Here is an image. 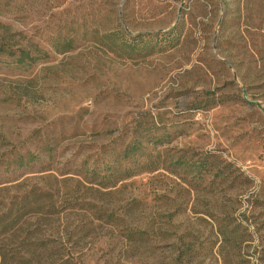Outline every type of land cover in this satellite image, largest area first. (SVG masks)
<instances>
[{"label":"rangeland","instance_id":"obj_1","mask_svg":"<svg viewBox=\"0 0 264 264\" xmlns=\"http://www.w3.org/2000/svg\"><path fill=\"white\" fill-rule=\"evenodd\" d=\"M0 41L49 55L0 64V264H264V0H0Z\"/></svg>","mask_w":264,"mask_h":264},{"label":"trees","instance_id":"obj_2","mask_svg":"<svg viewBox=\"0 0 264 264\" xmlns=\"http://www.w3.org/2000/svg\"><path fill=\"white\" fill-rule=\"evenodd\" d=\"M171 34V33H170ZM163 34L165 38H170L169 35ZM149 35L139 34L138 40L128 36L124 30L120 33H114L109 37V44L113 50L121 52L126 56L132 54H141L142 50L148 48L145 44V38ZM65 52V51H64ZM49 55L47 51L41 48L38 44L28 43L25 46L13 47L3 41H0V64H11L21 68H31L40 62L48 60ZM140 145H131L126 147L121 155V159L131 158L130 165H125L122 169L114 168L113 173L109 175H102V179L115 178L117 181L124 180L129 177L139 175L144 172H152L156 169V164L152 160V157L143 155V159L140 160L137 156L142 154ZM11 151L10 153L14 156L9 161V166H13L15 169L20 170L22 168L31 167L35 165L39 159L36 155L26 152L25 154ZM111 168L106 170L111 171ZM113 170V169H112ZM99 170L93 171V175H98Z\"/></svg>","mask_w":264,"mask_h":264}]
</instances>
